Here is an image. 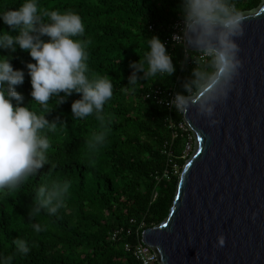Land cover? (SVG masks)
Segmentation results:
<instances>
[{"label":"trees","instance_id":"1","mask_svg":"<svg viewBox=\"0 0 264 264\" xmlns=\"http://www.w3.org/2000/svg\"><path fill=\"white\" fill-rule=\"evenodd\" d=\"M22 2L0 0V10L19 8ZM180 2L39 0L42 9L72 10L81 16L86 31L80 39L90 41V70L109 76L113 96L104 110L107 139L97 149H91L87 141L101 130L100 122L94 115L73 118L72 103L82 94L73 92L58 105L55 98L49 101L47 118L56 124L54 129L44 130L51 142L49 163L18 191L0 194V254L14 255L13 264H135L124 244L139 245L145 230L170 215L180 178L176 168L183 171L190 158L185 151L193 134L180 128L185 124L183 115L157 103V91L175 90L188 95L186 83L192 96L199 91L190 83L197 67L195 53L166 43L175 23L183 20ZM262 2L234 0L241 13L257 9ZM0 30L11 31L2 18ZM153 35L165 42L176 71L162 79H141L129 85L133 72L130 65L140 60L146 39ZM0 54L7 55V50L0 49ZM13 56V66L25 72L23 84L16 86L24 95L23 104L31 103L32 110L42 113V107L31 96V77L26 67L35 61L24 50ZM167 171L169 176L165 177ZM54 180L71 181L64 206L56 215L30 217L36 188ZM37 222L44 229L39 233L32 227ZM119 228H125L126 234L114 242L112 234ZM17 237L29 242L31 251L27 255L16 253L13 240Z\"/></svg>","mask_w":264,"mask_h":264},{"label":"clouds","instance_id":"2","mask_svg":"<svg viewBox=\"0 0 264 264\" xmlns=\"http://www.w3.org/2000/svg\"><path fill=\"white\" fill-rule=\"evenodd\" d=\"M179 11L183 27L173 39L186 53H195L197 67L192 71L190 83L196 90L212 86L209 89L212 95L202 98L195 108L199 114L213 117L217 104L227 99L242 67L237 38L244 35V16L234 0H181ZM0 18L11 29L0 30V49L7 50V55L0 54V194H11L49 163L51 142L44 130L56 127L47 118L50 100L55 98L58 105L73 92L81 93L71 106L73 118L94 115L101 130L87 143L91 149L105 144L108 122L104 110L113 96V83L109 76L90 70L87 51L90 41L80 39L86 29L77 12L42 9L39 0H23L19 8L0 10ZM18 50L29 52L35 61L28 62L26 67L31 77V96L42 107V113L32 110L31 103L24 105V95L16 89L25 80L24 70L12 63ZM130 67L133 72L129 85H136L141 79H162L176 71L172 55L157 35L146 39L143 56ZM185 88L188 95L176 92L170 101L179 115L194 107L192 89L187 83ZM211 123L217 120L212 119ZM70 189L69 180L41 183L35 190L29 216L56 215ZM32 227L37 233L44 230L38 222ZM13 243L18 254L27 255L31 251L25 238L17 237ZM225 243V235H219L217 246ZM13 260L14 255L0 254V264H13Z\"/></svg>","mask_w":264,"mask_h":264},{"label":"water","instance_id":"3","mask_svg":"<svg viewBox=\"0 0 264 264\" xmlns=\"http://www.w3.org/2000/svg\"><path fill=\"white\" fill-rule=\"evenodd\" d=\"M242 15L239 75L213 117L195 108L212 86L192 96L194 149L171 213L142 234L159 264H264V0Z\"/></svg>","mask_w":264,"mask_h":264},{"label":"built area","instance_id":"4","mask_svg":"<svg viewBox=\"0 0 264 264\" xmlns=\"http://www.w3.org/2000/svg\"><path fill=\"white\" fill-rule=\"evenodd\" d=\"M182 27H183V20H179L175 23V25L173 27V31L166 41L167 44L180 45L173 39V35L174 34H180ZM162 93L163 92H161V91H157V96H156L157 103L161 106L167 107L170 110H175V108L170 105V101L174 98L176 91L170 90V91H167L163 94ZM179 126L185 132L188 129L186 123L180 124ZM176 137H177V135L175 134L174 139ZM176 173H177V171H176ZM164 176L168 177L169 171H167L164 174ZM156 197H157V195H156ZM132 222L135 223L134 220H132ZM144 226H145V224L143 223L140 227V230H142L144 228ZM125 234H126V229L125 228H119L112 234V240L114 242H118L125 236ZM124 247H125L126 252L130 253L133 256V258L135 260V264H159V259H158L157 255L154 253V251L150 247L144 245L143 242H141L137 246H132V244H130V243H125Z\"/></svg>","mask_w":264,"mask_h":264},{"label":"rangeland","instance_id":"5","mask_svg":"<svg viewBox=\"0 0 264 264\" xmlns=\"http://www.w3.org/2000/svg\"><path fill=\"white\" fill-rule=\"evenodd\" d=\"M194 147V138L190 137L188 143H187V150L185 151V155L187 156H191L192 152H193V148ZM177 173L181 175L182 171L181 169L177 168Z\"/></svg>","mask_w":264,"mask_h":264}]
</instances>
